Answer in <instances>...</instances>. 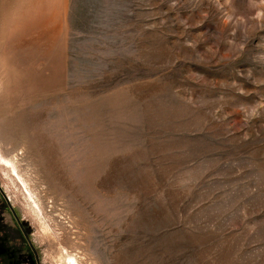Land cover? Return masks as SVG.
Masks as SVG:
<instances>
[{
  "label": "rangeland",
  "instance_id": "374dc122",
  "mask_svg": "<svg viewBox=\"0 0 264 264\" xmlns=\"http://www.w3.org/2000/svg\"><path fill=\"white\" fill-rule=\"evenodd\" d=\"M264 264V0H0V264Z\"/></svg>",
  "mask_w": 264,
  "mask_h": 264
},
{
  "label": "bare ground",
  "instance_id": "6f19581e",
  "mask_svg": "<svg viewBox=\"0 0 264 264\" xmlns=\"http://www.w3.org/2000/svg\"><path fill=\"white\" fill-rule=\"evenodd\" d=\"M75 264V263H74Z\"/></svg>",
  "mask_w": 264,
  "mask_h": 264
}]
</instances>
